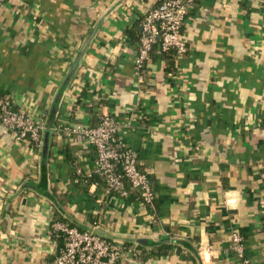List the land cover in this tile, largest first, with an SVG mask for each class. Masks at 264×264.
Returning a JSON list of instances; mask_svg holds the SVG:
<instances>
[{
    "label": "crops",
    "instance_id": "1",
    "mask_svg": "<svg viewBox=\"0 0 264 264\" xmlns=\"http://www.w3.org/2000/svg\"><path fill=\"white\" fill-rule=\"evenodd\" d=\"M161 1L0 5V92L51 130L44 155L0 121V264L51 263L57 220L139 246L116 264H264V0H197L187 51L173 63L153 52L141 70L142 21ZM104 113L151 176L153 208L135 188L76 181L97 156L76 127ZM162 242L176 246L148 254Z\"/></svg>",
    "mask_w": 264,
    "mask_h": 264
},
{
    "label": "built area",
    "instance_id": "2",
    "mask_svg": "<svg viewBox=\"0 0 264 264\" xmlns=\"http://www.w3.org/2000/svg\"><path fill=\"white\" fill-rule=\"evenodd\" d=\"M6 0H0V5ZM197 0H162L145 14L139 37V51L136 63L140 69L149 57L154 45L161 50L175 49L178 54L187 51L188 45L182 36V29L189 10ZM0 121L17 132L19 139H27L40 147L43 140L44 119L17 108L12 98L0 92ZM80 132L96 149L93 168L86 173L98 172L105 176L108 193L117 192L127 196L129 186L139 191L140 199L151 208L155 205L156 190L149 173L139 166L138 153L119 137L118 120L110 113H104L94 126H77ZM80 178L77 177L76 181ZM54 230L63 236L64 244L51 263L48 264H116L121 252L127 246L112 242L93 228H80L67 220L53 223ZM232 243L235 252L244 256V238L234 230ZM134 252L133 246H128ZM245 264L249 260L245 259Z\"/></svg>",
    "mask_w": 264,
    "mask_h": 264
},
{
    "label": "trees",
    "instance_id": "3",
    "mask_svg": "<svg viewBox=\"0 0 264 264\" xmlns=\"http://www.w3.org/2000/svg\"><path fill=\"white\" fill-rule=\"evenodd\" d=\"M140 35H141V32H140ZM140 35H139V37H140ZM157 51L162 52L165 55L166 60L168 62H170V63H173V60H174L175 55L178 54L175 49L161 50V48L158 45H157V47H156V45H154L153 48L151 49L150 55H151V53L157 52ZM148 58L145 60L144 64L140 68L141 70L145 67V63L148 60ZM102 115L100 116L99 120L97 121L98 123L101 121ZM78 177L81 180H85V181H88V182L98 181L99 184H102L104 182L105 187L107 186V181H106L105 176L102 175V174H100V173H98V172H92L91 174H87L86 172H80V174H78ZM129 188H133V187L129 186ZM138 194H139V191H138ZM139 197H140V195H139ZM154 201L156 202V197H155V200ZM111 241L112 242H119V241L113 240V239H111ZM120 243L122 245H124V246H127V247L128 246H133L134 249H135L134 252H133L134 255L139 252V249L140 248H139L138 245H135L134 246V245H132L131 243H128V242H120ZM175 246L176 245L175 244H172V243H164V242H162L161 244H159V245H157L155 247H152L148 254L151 255V256L158 257V256H161V255H164V254H168ZM138 254L140 255L141 253L139 252Z\"/></svg>",
    "mask_w": 264,
    "mask_h": 264
},
{
    "label": "water",
    "instance_id": "4",
    "mask_svg": "<svg viewBox=\"0 0 264 264\" xmlns=\"http://www.w3.org/2000/svg\"><path fill=\"white\" fill-rule=\"evenodd\" d=\"M76 64L72 67L71 71L69 72L68 76L66 77V79L64 80V83H63V86H65L72 74L74 73L75 71V68H76ZM50 135H51V130L47 129V130H43V140H42V151H43V154L46 155L48 153V149H49V144H50ZM95 232H97L95 229H94ZM109 238V237H107ZM111 239V238H110ZM135 244H139V243H149L150 242V239L149 238H140V239H134L133 240Z\"/></svg>",
    "mask_w": 264,
    "mask_h": 264
}]
</instances>
